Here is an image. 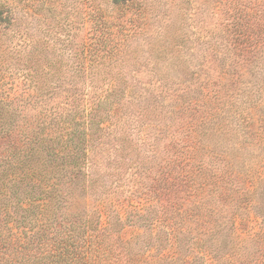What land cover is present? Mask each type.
Here are the masks:
<instances>
[{
    "label": "trees",
    "instance_id": "trees-1",
    "mask_svg": "<svg viewBox=\"0 0 264 264\" xmlns=\"http://www.w3.org/2000/svg\"><path fill=\"white\" fill-rule=\"evenodd\" d=\"M83 1L71 30L34 40L17 25V42L0 40V264H264V158L238 143L224 102L215 110L264 82V65L223 61L202 98V65L191 71L160 32L144 85L131 45L143 18H125L138 0ZM13 21L0 3V26ZM144 151L170 159L140 214L122 195L137 198L125 173L149 163Z\"/></svg>",
    "mask_w": 264,
    "mask_h": 264
},
{
    "label": "rangeland",
    "instance_id": "rangeland-1",
    "mask_svg": "<svg viewBox=\"0 0 264 264\" xmlns=\"http://www.w3.org/2000/svg\"><path fill=\"white\" fill-rule=\"evenodd\" d=\"M78 2L77 4V0H0V3L10 8L14 20L13 25L0 26V40L6 41V44L17 42L14 36L17 25L28 39L34 40L47 39L45 35L47 32H61L62 26H67V30H71L74 22L78 24L77 16L84 4L83 0ZM132 15L135 17L142 15L143 18L136 25L143 26L141 29L144 30V34L132 40L131 45L138 50V60L145 62L136 75L144 85L148 81H154L153 51L164 41L160 32L169 37L172 47L175 46L173 54L178 55L177 50H181L180 53L188 51L184 57L191 71L195 70L196 65H202L200 68L202 79L207 76L211 82L209 89H204L205 83H202V98L208 90L216 91L217 86H213L212 82L222 78L223 61H259L264 65V0H138L129 11L127 10L125 18ZM179 74L177 71L172 73L174 78ZM11 78L12 81L15 79L17 82L20 76L14 74ZM261 81L240 91L238 96L236 93L234 95L236 97L231 99L232 105L227 104L228 100L221 99L222 103L215 108L217 110L221 107L225 111L226 106H223V102L227 105L228 112L224 114L226 120L234 122L240 132L238 143H241V147L244 145L249 151L252 150L255 158L258 159L264 158V146L258 144L256 133L261 126L259 121L263 118L261 115L264 111V82ZM142 89L145 91L144 87ZM177 90L181 91V89ZM217 94L219 96V93ZM202 110L206 111L207 107L202 106ZM247 122H250L252 127L245 142L243 133ZM163 153H159L158 158L151 163V154L144 151L145 155L142 158L149 163L142 164L140 168L134 166L125 173L126 182L129 184H132L138 176L140 188L135 201L129 198V188L122 196L126 203L128 199L131 204L137 203L140 214L145 212L142 209L143 204H138L137 201L143 202V198L148 197L147 191L154 186L158 171H167L164 168L170 156ZM154 166L156 171L147 174L150 172L146 171L147 167ZM132 173H136L137 176L133 177ZM171 191L169 188L167 193L162 192L161 198L169 209V217L173 218L170 222H174L170 202L171 198L174 200L176 197H171ZM178 193V196L185 197L187 191L180 188ZM130 237L131 235L126 236V238Z\"/></svg>",
    "mask_w": 264,
    "mask_h": 264
}]
</instances>
